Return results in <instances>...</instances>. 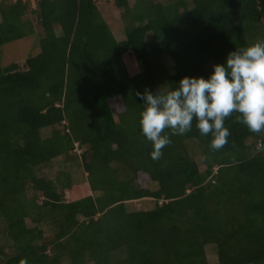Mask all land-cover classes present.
<instances>
[{"label": "trees", "instance_id": "16d2710c", "mask_svg": "<svg viewBox=\"0 0 264 264\" xmlns=\"http://www.w3.org/2000/svg\"><path fill=\"white\" fill-rule=\"evenodd\" d=\"M109 1L121 41L98 0H0V48L41 30L39 53L0 61V264H264V134L234 113L212 151L193 121L153 160L136 95L264 40V0Z\"/></svg>", "mask_w": 264, "mask_h": 264}, {"label": "clouds", "instance_id": "9594fccd", "mask_svg": "<svg viewBox=\"0 0 264 264\" xmlns=\"http://www.w3.org/2000/svg\"><path fill=\"white\" fill-rule=\"evenodd\" d=\"M143 101L140 126L159 160L171 136L190 132L193 121L201 136H211L210 150L219 151L231 135L225 121L233 116L249 132L264 134V40L230 51L225 63L213 65L208 78L184 76L178 86L136 94ZM264 152V142L257 144Z\"/></svg>", "mask_w": 264, "mask_h": 264}, {"label": "rangeland", "instance_id": "374dc122", "mask_svg": "<svg viewBox=\"0 0 264 264\" xmlns=\"http://www.w3.org/2000/svg\"><path fill=\"white\" fill-rule=\"evenodd\" d=\"M134 0H131L133 2ZM98 7L103 13L104 18L110 24V27L117 38V40L121 41L126 38V34L124 32V25L120 12L117 10L113 2L107 0H98ZM41 30H38L28 35L22 39L12 41L2 45L0 52V61L2 65H6L16 60L25 59L31 56H35L40 51L39 38L41 36ZM195 156L200 161L203 157L200 153L199 148L194 151ZM53 172L57 174H61L62 172L69 173L73 179L75 178V182L83 183L85 180V174L80 169L79 162L77 159H65V157H58L53 166ZM156 183L152 184V187L155 188ZM129 207L132 210L137 209H151L155 207V201L152 199H142L138 201L129 202ZM207 254L209 260L212 264L216 262V255L214 252V248H208Z\"/></svg>", "mask_w": 264, "mask_h": 264}, {"label": "water", "instance_id": "95a60500", "mask_svg": "<svg viewBox=\"0 0 264 264\" xmlns=\"http://www.w3.org/2000/svg\"><path fill=\"white\" fill-rule=\"evenodd\" d=\"M38 18L41 19V14H39V17Z\"/></svg>", "mask_w": 264, "mask_h": 264}]
</instances>
